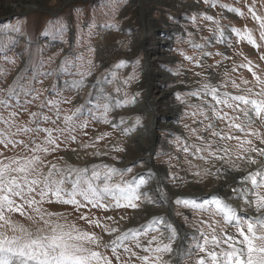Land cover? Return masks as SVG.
<instances>
[{
  "label": "snow or ice",
  "instance_id": "6c2138e0",
  "mask_svg": "<svg viewBox=\"0 0 264 264\" xmlns=\"http://www.w3.org/2000/svg\"><path fill=\"white\" fill-rule=\"evenodd\" d=\"M201 2L203 10L200 5H189L197 8L190 17L191 24L197 32L203 31L202 26L206 24L212 35L201 36L200 42H196V33H188L184 43L193 49L195 55H188L183 50H179V55L198 69L193 76L199 79L194 81L191 91L183 95L177 93L176 98L187 106L185 115L194 124L203 125V133L207 135L198 133L197 127L185 124L184 127L190 128L192 136L203 142L204 147L198 143L191 148L180 137L176 142L182 145L180 151L189 155L191 160L205 162L208 158L219 162L229 159L231 148L228 144L235 142L240 150L235 159L246 161L248 169L228 165L206 169L204 173L213 177L224 175L232 188L231 197L221 199L218 194L211 193V199L197 203L196 199L181 192L166 191L159 186L152 189L148 179H126L127 175L133 174L131 167L121 168L109 163L78 167L69 163L70 155L80 158V150L87 154L88 149H93L92 154L97 157L125 153L121 143H108L112 136L109 131L94 132L86 141L81 139L88 136L86 130L92 122L114 129L118 127L109 116L114 107L122 106L121 101L112 105L111 95L100 89L96 94L97 102L88 110L87 118H82L83 104L68 111L62 109V105L72 104L73 99L61 91L56 92V98L42 101L36 106L37 111H28V104L39 98L33 95L32 100L23 106L17 100L16 108L27 112L24 125L11 131L20 115L17 110L8 112L6 119H0V125H3V131H0V264H264V131L250 127L264 117V0H239L238 3L233 0L231 4L227 0ZM213 9L227 12H213ZM228 14L240 18L237 24L243 23L240 26L231 22L225 24ZM108 27L118 28V25ZM8 30L19 33L20 23L6 26L5 32ZM63 31V26L57 29L58 33ZM226 33L234 39L225 41ZM210 39H215L217 44L227 43L232 54L226 55L224 50L213 51L208 47ZM0 49L9 50L3 45ZM94 51L89 48L86 61L80 55L75 61L65 57L60 62L61 71L76 68L79 76L78 80L66 82V88L79 90L84 86V78L92 75L96 67L91 58ZM209 57L214 58L213 63L207 62ZM4 59L10 64L15 63L6 55ZM52 60L53 57H49V61ZM135 64H139L138 59ZM125 66L126 61L120 60L114 68ZM213 69L221 73V79H217ZM173 74L184 75L179 67ZM110 75L112 81L105 82L118 79L115 71H110ZM136 79L134 71L123 80V84ZM17 87H21L25 95L34 91L31 86L27 89L20 86L17 78L6 99L0 101V107H9L7 100L17 96ZM115 91L121 92L122 87L117 86ZM193 97L197 102H191ZM135 103V97L124 101V104ZM120 122H125L123 116ZM141 123V117L136 116L131 128L135 129ZM226 129L234 131L226 132ZM129 130L119 129L123 136H127ZM73 144L77 147H71ZM62 150L64 154L57 155ZM9 151L13 155L8 156ZM111 158L115 161L118 156L112 155ZM192 175L200 176V172ZM237 176L241 178L239 187L235 186ZM171 177L174 186L188 182L175 172ZM149 191L158 194V199L150 196ZM159 201L186 223L190 222L186 210L199 214V227L187 249L180 243L183 237L174 222L165 216H153L139 229L128 227L125 230L121 223L129 220V216L121 215L117 219L114 214H108L109 211L126 213L134 210L135 217H140L145 205ZM53 206L70 207L78 223L66 217L65 212L54 210ZM85 208L89 209L87 214ZM94 210L102 211L103 217L94 214ZM12 217H17L20 222L13 221ZM32 217L40 227L33 229L22 222ZM154 224L163 225V230ZM222 245H227V250ZM216 248L220 251H215Z\"/></svg>",
  "mask_w": 264,
  "mask_h": 264
},
{
  "label": "rangeland",
  "instance_id": "374dc122",
  "mask_svg": "<svg viewBox=\"0 0 264 264\" xmlns=\"http://www.w3.org/2000/svg\"><path fill=\"white\" fill-rule=\"evenodd\" d=\"M227 2L231 4L233 0H227ZM190 4L200 5V10H203L201 0H0V45L9 49L6 52L0 49V67L7 71L6 77H0L3 81L0 86L7 88L19 78V85L24 89L29 86L32 88L43 86L46 89L44 95L48 99L56 98V92L61 91L64 96H70L73 99L72 104L62 105V109L68 111L83 104L85 107L82 118H87L88 110L97 102L96 94L100 89H104L106 95H111L112 105H115L117 100L121 101L122 106L114 107L109 116V119L113 120L118 127L114 129L92 122L91 127L86 130L88 136L81 139L86 141L94 132L109 131L112 136L108 139V143H121L126 149L125 153L97 157L92 155L93 149H88L87 154L80 150L83 160L75 161L70 155L69 163L78 167L90 166L93 163H109L121 168L131 167L133 174L127 175L126 179L144 178L151 181L156 177V181L150 182L152 189L159 186L166 191H179L186 197L196 199L197 203L211 199L210 194L215 193L212 189L217 188L220 182L224 184L222 190L228 188L232 191L224 175L215 188L209 185L205 189L193 182L194 177L191 173L181 171L180 165L176 164L170 169L167 163L170 156L177 162L183 159V152L175 143L177 137H180L184 144L190 145L191 141L184 125L199 127V124H194L192 119L185 115L187 106L181 104L176 98L177 93L183 95L191 91L194 81L199 79L193 76V72L198 69L188 64L179 55V50L185 51L188 55L193 54V49L184 43L188 39V33H196L194 37L196 42H200L201 36L212 35L207 31L206 24L202 26L204 30L200 32L192 27L190 17L197 8L190 7ZM218 11L227 12V10L213 9V12ZM238 20H240L239 17L228 14V19H225L224 23L237 24ZM18 22L21 26L19 33L10 30L5 32L6 26L16 25ZM242 23L243 21H240V24ZM112 24H117L118 28H109L108 25ZM61 26L64 29L62 34L57 32ZM223 39L231 41L234 37L226 33ZM12 42H15V46H12ZM208 47L213 51L224 50L226 55L232 54V50L227 48V43L217 44L215 39L209 40ZM89 48L95 49L91 58L96 67L92 75L84 78L82 88L69 90L65 87V83L79 79L76 75L77 69L61 71L60 62L65 57L75 61V58L80 55H83L86 61L89 58ZM244 50L248 51L247 48ZM58 52L60 55H56ZM5 55L14 59L15 65L8 63L4 59ZM49 57L54 59L50 62ZM137 59L139 64L134 65ZM120 60H125L126 66L114 68ZM207 62L213 63L214 58H207ZM181 65L183 67H180ZM178 67L184 73L183 76L173 74ZM110 71H115L118 79L107 83L105 81H112ZM134 71L137 79L124 85L123 80ZM215 72L216 70L213 69V74ZM117 86L122 87L119 93L115 91ZM15 91L17 96L7 100L9 107L3 110V114L7 116L8 112L17 110L20 113L18 119L26 121L27 112L22 108H16L17 100L23 106L27 101L32 100L34 93L25 95L21 87H17ZM89 93L93 95L89 96ZM131 97H135L136 103L124 104V101ZM191 102H197L196 98L193 97ZM36 106L35 102L28 104V111H37ZM153 106L156 107V112H153ZM44 111L47 112V108ZM121 116L124 117L123 124L120 122ZM136 116L141 117L142 123L132 129L131 124ZM120 128H129L128 135H121ZM0 129H3V125H0ZM203 134L207 135V133ZM24 138L27 139V137ZM191 139L195 140L194 137ZM71 147L75 148L77 145L73 144ZM148 147L151 150L150 155L147 152ZM63 154L62 150L57 155ZM7 155L11 156L13 153L9 151ZM112 155H117L118 159L113 161ZM50 159L56 162L54 157ZM172 172L185 177L188 181L186 188H191V191L176 188L170 182ZM116 180H119V177H116ZM207 183L205 181V184ZM240 183L237 184L236 180L235 186L239 187ZM144 190H148L147 185L144 186ZM219 194V198L225 199L231 197L232 192ZM149 195L158 199V194L152 191H149ZM144 208L145 211L140 217H135L134 210H128L126 213L119 210L115 213L109 211L108 214H114L117 219L121 215L129 216V220L121 223V227L125 230L128 227L139 229L142 224L152 220L153 216H165L170 222H174V227L178 229L182 226L186 230L180 243L185 249L188 248L192 243L193 234L199 227L197 224L200 219L199 214L186 210L185 215L190 220L186 223L182 217L169 212L168 206L163 201L145 205ZM57 210L66 212L71 211V208H57ZM84 212L87 214L89 209L85 208ZM94 214L101 217L104 215L99 210H94ZM153 226L163 230V225L154 224ZM232 231L235 232L234 229ZM222 247L227 250V245ZM214 250L219 252L220 248Z\"/></svg>",
  "mask_w": 264,
  "mask_h": 264
},
{
  "label": "clouds",
  "instance_id": "9594fccd",
  "mask_svg": "<svg viewBox=\"0 0 264 264\" xmlns=\"http://www.w3.org/2000/svg\"><path fill=\"white\" fill-rule=\"evenodd\" d=\"M192 55H195V53H193ZM13 65H15V63H13ZM6 75H7V71L3 67H0V77H6ZM216 75H217V77L219 79L222 78L221 77V73L219 71H216ZM0 83H3V81L0 80ZM29 84H30V81H29ZM10 87H12V84H10L7 88H4V87L0 86V101H3V100L6 99V97L8 96V91H9ZM33 89H34V91H33L34 95L38 96L39 98L37 100H35V101H32V103L35 102L37 104V106H38L42 101H44L45 99H48V97L44 95L46 89L43 86H36ZM0 109H2V110H0V119H6L7 116H5L3 114V110H6V108L5 107H0ZM25 122H26L25 120H21V119L17 118V123L11 129V131H13V129L16 130V128L21 126V125H24ZM205 123H207V121H205ZM220 126L222 127V125H220ZM250 127H253L254 129H259L261 131H264V117L260 118V123L257 124L255 122H253V125H250ZM0 131H3V129H0ZM185 131L188 133V138L191 141L190 142V147L191 148H195L198 143L200 144L201 148L204 147L203 142H199V141L191 139L193 136L191 134L190 128H188V129L185 128ZM203 131H204L203 125L197 127V132L198 133H203ZM225 131L227 132V131H234V130L226 129ZM253 139L255 140L256 137H253ZM175 143L177 144V146L179 148L182 146V145L178 144L177 142H175ZM228 147L231 148L230 158L225 160V161H223V162H219V161L213 160L211 158H208L207 162H205L204 160H199V159L191 160V159H189V155L185 154L182 151L183 152V159L182 160L177 162V161H175L174 157L170 156V159L167 161V163H169V165L171 164V165H174V166L176 164L180 165L181 166V171H184L186 173H191L192 174L193 172L199 171L200 172V176H193L194 177V181L193 182L200 184L205 189H207L209 187V185L212 188H215L217 182L220 181L221 179H223V177L222 176L213 177V176H210V175H206V174H204L206 169H214L217 166L220 167V168H225L228 165H231L232 167H238L241 170H247L248 167H249V165L247 164L246 161L235 159V157L240 154L239 147L237 146V144L235 142L229 143ZM205 152H206V149H205ZM171 168L172 167H170V169ZM205 181H207L208 183L205 184ZM187 184H188V182L187 183H183V184L175 185V187L176 188H184L185 191H191V188H186ZM53 209L57 210V208L55 206H53ZM65 216L70 218V220H72V221H77V223H78V218L76 216H73V213L71 211H66L65 212ZM12 219H13V221L20 222L17 217H12ZM33 221H34V217L29 218V219H24L22 222L27 224L29 227H31L33 229L40 227V224H39L38 221H35V222H33ZM190 226H194V225H190ZM81 227L83 228L84 225H81Z\"/></svg>",
  "mask_w": 264,
  "mask_h": 264
},
{
  "label": "bare ground",
  "instance_id": "6f19581e",
  "mask_svg": "<svg viewBox=\"0 0 264 264\" xmlns=\"http://www.w3.org/2000/svg\"><path fill=\"white\" fill-rule=\"evenodd\" d=\"M163 93V92H162ZM155 94V93H154ZM160 98H161V96H160ZM143 101V100H142ZM141 103V102H140ZM154 103V102H153ZM156 103V102H155ZM156 107L155 106H153V112H156V109H155ZM152 110V109H151ZM181 112V111H180ZM151 114H153V113H151ZM149 116H150V114H149ZM151 117V116H150ZM114 118V117H113ZM152 118V117H151ZM152 121V120H151ZM148 127H150V126H148ZM152 143H153V141L151 142V145H152ZM150 145V146H151ZM147 152L149 153V155L151 154V150H150V147H148L147 148ZM79 156H80V158L79 159H77V157H76V155H72L71 157H73V159L75 160V161H82L83 160V154L82 153H80L79 152ZM151 178V177H150ZM240 179V177L239 176H237L236 177V180H237V184H239L241 181H239V179ZM151 180V179H150ZM157 179H156V177L154 178V179H152L150 182H152V181H156ZM224 184H223V182H220L219 183V186L217 187V188H215V189H212V192H215V193H217V194H219V193H221V194H224V193H231L232 191H231V189H224V190H222V186H223ZM177 192H179V191H177ZM220 195V194H219ZM233 199H235V197L233 198ZM179 234H180V236L181 237H184V235H185V233H186V230L182 227V226H179Z\"/></svg>",
  "mask_w": 264,
  "mask_h": 264
}]
</instances>
